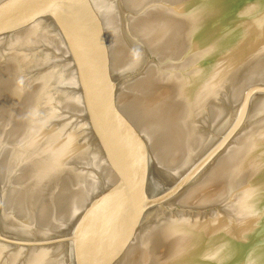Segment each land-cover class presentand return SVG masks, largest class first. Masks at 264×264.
Masks as SVG:
<instances>
[{
	"label": "water",
	"instance_id": "water-1",
	"mask_svg": "<svg viewBox=\"0 0 264 264\" xmlns=\"http://www.w3.org/2000/svg\"><path fill=\"white\" fill-rule=\"evenodd\" d=\"M0 264H264V0H0Z\"/></svg>",
	"mask_w": 264,
	"mask_h": 264
}]
</instances>
